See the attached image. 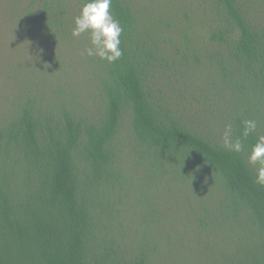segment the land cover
<instances>
[{
    "label": "trees",
    "instance_id": "16d2710c",
    "mask_svg": "<svg viewBox=\"0 0 264 264\" xmlns=\"http://www.w3.org/2000/svg\"><path fill=\"white\" fill-rule=\"evenodd\" d=\"M0 0V264H264V0ZM258 121L242 153L222 144Z\"/></svg>",
    "mask_w": 264,
    "mask_h": 264
},
{
    "label": "clouds",
    "instance_id": "9594fccd",
    "mask_svg": "<svg viewBox=\"0 0 264 264\" xmlns=\"http://www.w3.org/2000/svg\"><path fill=\"white\" fill-rule=\"evenodd\" d=\"M113 0H83L79 14L74 18L72 36L87 34L90 46L85 49L88 57H97L112 64L123 56L121 48L122 25L111 12ZM239 135L232 123L224 125L222 132L223 147L232 153H242L247 139L257 132L258 121L245 119ZM247 163L254 165V183L264 188V134H259L251 144Z\"/></svg>",
    "mask_w": 264,
    "mask_h": 264
},
{
    "label": "rangeland",
    "instance_id": "374dc122",
    "mask_svg": "<svg viewBox=\"0 0 264 264\" xmlns=\"http://www.w3.org/2000/svg\"><path fill=\"white\" fill-rule=\"evenodd\" d=\"M185 1H186V0H173V1H172V5H173V4H177V3H180V4H181V3L185 2ZM160 2H163V0H160Z\"/></svg>",
    "mask_w": 264,
    "mask_h": 264
}]
</instances>
